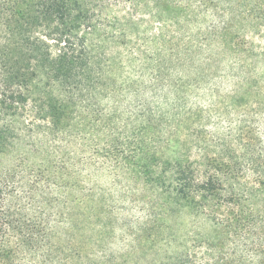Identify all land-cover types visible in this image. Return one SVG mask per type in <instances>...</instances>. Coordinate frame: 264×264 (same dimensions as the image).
Masks as SVG:
<instances>
[{"label":"trees","instance_id":"obj_1","mask_svg":"<svg viewBox=\"0 0 264 264\" xmlns=\"http://www.w3.org/2000/svg\"><path fill=\"white\" fill-rule=\"evenodd\" d=\"M169 24L181 55L152 48ZM263 25L253 0H0V264H264Z\"/></svg>","mask_w":264,"mask_h":264},{"label":"rangeland","instance_id":"obj_2","mask_svg":"<svg viewBox=\"0 0 264 264\" xmlns=\"http://www.w3.org/2000/svg\"><path fill=\"white\" fill-rule=\"evenodd\" d=\"M197 1H206V0H197ZM142 2V1H141ZM253 2H256L259 6H260V12L264 13V0H253ZM212 4V3H211ZM213 5V4H212ZM201 6V7H200ZM197 7L199 9V11L204 14L202 15L201 17L200 16H197V17H194L193 20L192 18H190V26L188 27V30L189 31H192L193 33H196L197 32V26H200L201 22L204 21L205 24L207 25L209 22H210V4L207 3V2H202L201 4H197ZM144 12L146 11H143L141 14L140 12H138L137 14L138 15H141L139 16V19H140V22L141 24H139V31H143L144 29V24L147 23V26H146V29L149 33H152V35L156 34V32L159 31V28H160V25L161 23H157L155 22V19L151 17L150 15V18L148 17V13L146 14V16L144 15ZM180 23H183V19L179 21ZM176 28L171 26L170 24L167 26L166 28V31L165 34L167 37L168 40H170V42L168 44H165L163 42H158V44L156 45H153L152 48L157 50L158 48H160L162 45H165V48L167 49H171L173 54H176L178 53V55H181V52L184 51V48H185V44H186V37L184 36V33H185V29L183 30L182 34H180L179 32H175V33H172L173 30H175ZM259 36L258 39L259 40H262L264 42V25L261 27L260 29V32H259ZM262 42V43H263ZM264 44V43H263ZM251 66L254 67V70L256 72V74H259V72H264V61H261L259 60L258 62L255 60L253 63L251 62ZM207 69L208 68H211L213 70V67L211 66L210 64V67L207 65L206 66ZM221 71L223 70H227V66H225V64L222 63V65H220V68H219ZM258 72V73H257ZM256 76L258 75H255L254 78H256ZM252 81V80H251ZM224 90H228L226 89V87L224 86L223 87ZM208 94V93H207ZM208 97L205 96L204 98H202L201 100V104H204L205 106V102ZM34 160V159H32ZM97 161H93V163H96ZM97 166V164H95ZM91 182L93 183H97V184H101L100 186H103V188H107L109 182H110V178L109 177H104L102 175V173L100 171H94L91 175ZM80 193L79 192H76L75 193V196H79ZM130 206V205H128ZM132 207V206H130ZM79 207L74 204L70 207V210L74 213V214H77L78 213V209ZM128 207H126V210ZM135 213L138 212L137 209H132ZM72 239H73V247L76 249L77 248V251L78 248H87L89 242L85 241V238H89V237H92L94 235V232L90 231L89 229H84V230H76L74 231V233H72ZM109 245H111V249L113 251H115V249L117 247H119L117 244H116V240L114 238H109ZM117 245V247H114V245ZM115 248V249H114Z\"/></svg>","mask_w":264,"mask_h":264}]
</instances>
